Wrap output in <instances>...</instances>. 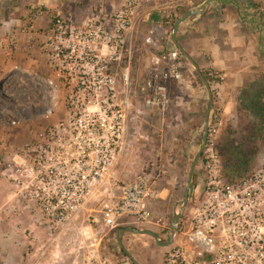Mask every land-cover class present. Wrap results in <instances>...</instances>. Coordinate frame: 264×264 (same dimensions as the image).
I'll return each instance as SVG.
<instances>
[{
  "label": "rangeland",
  "instance_id": "374dc122",
  "mask_svg": "<svg viewBox=\"0 0 264 264\" xmlns=\"http://www.w3.org/2000/svg\"><path fill=\"white\" fill-rule=\"evenodd\" d=\"M127 2L0 0V264H83L87 258L103 259L108 264H132L122 256L120 247L116 248L112 229L106 228L98 215L104 193L114 183L123 184L118 164L125 152L130 159L127 174L138 173L143 167V171L149 169L152 174L159 172L161 176L158 197L149 205L150 221L137 229L151 231L166 240L169 238L162 231L168 229L170 233V221L182 209L191 165L203 144L200 133L196 151L190 152L184 128L169 129L173 106L168 88L173 79L168 70L172 68L168 67L170 58L182 65L178 81L183 86L191 82L203 94L204 112L200 119L205 117L209 99L195 69L182 54L184 59L179 56L173 45L170 38L173 28L166 27L164 22L172 16L180 18L205 0H137L132 27L126 34L131 60L113 63L108 68L109 75L115 79L114 111L122 114L123 123L122 146L114 164L107 170L104 181L92 183L93 175L88 179L91 186L84 191L77 212L60 226L36 199L49 189L56 190V177L60 173L79 171L81 177L90 174L92 170L83 167L85 154L81 151L75 158L83 164L78 163L76 170L54 167L59 159V134L69 141L75 129L76 114L86 109L89 114L107 110L96 99L91 101L76 94V83L64 71L68 63L74 65V61L63 56L73 45L69 38L60 40L59 36L96 31L86 25L88 20L100 18L110 22ZM216 8L221 9L218 12L223 15L217 13L213 22H237L236 32L246 36L248 41L252 38L256 55L253 72L246 81L257 83V89L246 90L251 96L243 98L227 120L220 94L223 74L209 67L210 56L199 57L198 62L193 59L201 72H209L212 79L214 104L208 141L220 161L222 178L231 183L246 179L264 167V113L256 115L255 109V105H264V0H212L207 12ZM195 18L198 17L187 22L190 24ZM185 31H180L177 37L180 39L182 34L188 33ZM60 49L66 52L62 54ZM74 60H78L77 56ZM159 73L168 76L160 80L166 91L167 105L164 109L149 108L146 99L151 91L147 90V85L153 75ZM138 114L155 115L159 127L153 122L142 128V136L137 141H128L129 119ZM170 137H176L173 149L168 145ZM66 141L61 147L64 152L67 151ZM207 157L203 153L197 163L194 172L197 186L194 191L191 187L189 197H193V201H188L175 244L161 248L146 235L123 236L124 248L140 264H170L169 253L173 246L181 243L180 235L190 225L191 212L200 205L206 192Z\"/></svg>",
  "mask_w": 264,
  "mask_h": 264
},
{
  "label": "built area",
  "instance_id": "2783aa9c",
  "mask_svg": "<svg viewBox=\"0 0 264 264\" xmlns=\"http://www.w3.org/2000/svg\"><path fill=\"white\" fill-rule=\"evenodd\" d=\"M136 3L137 0H128L110 22L100 18L88 20L86 25L96 28V31L59 36L60 40L69 38V43L73 45L67 52L64 51L65 54L62 49L59 51L66 60L74 61V65L68 63L64 71L76 83V94L91 101L96 99L107 109L104 113L89 114L86 109L76 114L75 129L71 131L69 141L59 134V159L54 167L76 170L78 163L83 164L75 158L81 151L85 154L83 167L92 170L90 174L82 171L86 174L82 177L79 171L60 173L56 177L59 186L55 184V191L49 189L43 192L41 198L36 196L38 205L59 226L77 212L84 191L91 186L88 179L92 175V183L106 179L107 170L114 164L121 149L122 114L114 111L115 79L109 75L108 68L113 63L131 60L126 34L132 27ZM75 56L78 60H74ZM167 77V74H154L147 85V90L151 91L146 99L149 108L166 107V91L160 80ZM90 126L92 129H89ZM208 138L203 152L208 156L206 192L200 205L191 212L190 225L180 235L181 243L173 246L169 253V263L264 264V167L239 182L224 181L220 161ZM65 141L67 151L64 152L61 147ZM160 177L159 172L152 174L147 169L129 183H114L104 193L98 212L104 226L113 230L118 227L141 228L149 223V205L158 197ZM83 264H108V261L87 258Z\"/></svg>",
  "mask_w": 264,
  "mask_h": 264
},
{
  "label": "crops",
  "instance_id": "0c3cea01",
  "mask_svg": "<svg viewBox=\"0 0 264 264\" xmlns=\"http://www.w3.org/2000/svg\"><path fill=\"white\" fill-rule=\"evenodd\" d=\"M207 10L208 7L201 14L202 17L197 15L200 18H195L190 24L187 22L188 20L183 23L179 32L181 31L183 33L186 30L188 33H181L182 36H180V39L179 37L177 38L179 44L196 62H198L199 57L210 56L211 62L208 63L209 67L223 74L220 94L224 102V117L227 120L229 114L236 112L238 106L241 104V100L247 96H251V93L246 90L257 89V83L253 82L249 84L246 81L250 73L253 72L252 67L255 64L253 58L254 56L256 57L253 54L255 46L252 38L249 37L248 41L246 36L244 37V35L236 32L238 28L237 22L234 21L231 24L226 20L217 23L213 22L217 13L220 16L223 15L222 12H218L221 9L209 10V12ZM168 53L172 55L170 50ZM171 59V64L168 67L172 66V68H168V70L172 72L173 79L170 81L168 88L173 98V106L170 113L172 122L168 126L171 130H176L181 127L184 128L183 130L186 131L188 134L187 137L189 138V151L194 152V150L196 151V144L199 141L200 133H202L201 135L204 139L205 117L204 119H200V115L204 112L203 94L194 88L191 82L187 81L185 82V86H183L182 82L178 81L181 76L182 65H179L178 62ZM254 61L258 62V59ZM155 117V115L151 117L145 114L131 116L128 122L127 140L131 141L132 139L133 142L137 141L142 136V128L150 124L153 125V122H155L156 127H159V123L155 120ZM155 126L152 127L155 128ZM175 141L176 137H170L168 140V145L172 149L175 146ZM128 162H130V159L128 158L127 152H125L118 164V173L124 184L129 183L135 176L143 172L142 167L138 173L132 174V172H128L127 174L126 166H128Z\"/></svg>",
  "mask_w": 264,
  "mask_h": 264
},
{
  "label": "water",
  "instance_id": "95a60500",
  "mask_svg": "<svg viewBox=\"0 0 264 264\" xmlns=\"http://www.w3.org/2000/svg\"><path fill=\"white\" fill-rule=\"evenodd\" d=\"M212 0H205V2L199 6L198 8L188 11L186 12L184 15H182L180 18H178L174 25H173V30H172V34H171V41L173 43V45L178 49V51L191 63V65L193 66V68L195 69L196 73L198 74L200 80L202 81L204 87L207 90L208 93V98H209V104H208V108L206 110V115H205V132H204V139H203V144L199 150V152L196 154L191 169H190V174H189V179H188V184L187 187L185 189L184 192V197H183V205H182V209L181 211L176 214L173 219L171 220V228H172V232L171 235L168 239L167 242H162L159 238V236L151 231L148 230H138L135 228H126V229H121L117 232V243L119 245V247L121 248V250L124 252V254L129 258V260L133 263V264H140L137 260H135L131 254L124 248L123 246V236L125 234H135V235H146L149 236L151 238H153L157 244V246L162 247V248H168L170 247L176 237L177 234V230H178V226L184 216V213L187 209L188 206V201H189V193L192 187V182H193V176H194V172L197 166V163L199 162L206 144H207V138H208V131H209V126H210V117H211V113H212V109H213V104H214V98H213V92H212V88L209 84V82L205 79L203 73L201 72L200 68L198 67V65L195 63V61L193 60V58L183 49V47L179 44L178 39H177V35L179 33V29L181 27V25L183 23H185L187 20H189L190 18L197 16V15H201L203 14L208 5L211 3Z\"/></svg>",
  "mask_w": 264,
  "mask_h": 264
},
{
  "label": "trees",
  "instance_id": "16d2710c",
  "mask_svg": "<svg viewBox=\"0 0 264 264\" xmlns=\"http://www.w3.org/2000/svg\"><path fill=\"white\" fill-rule=\"evenodd\" d=\"M188 12V11H187ZM186 13V12H185ZM184 13V14H185ZM183 14V15H184ZM193 18V17H192ZM178 18H174V16H172L171 18H169L166 22H164V25L166 26V27H169V28H173V25H174V23H175V21L177 20ZM178 54H179V56H181L182 58H183V56L181 55V53L180 52H178ZM184 59V58H183ZM203 73V75H204V77H205V79L209 82V84H210V86H212V79L210 78V76H209V72H205V71H203L202 72ZM198 81H199V83L200 84H202V82L200 81V79H199V77H198ZM255 109H256V115H259L260 113H264V105H255ZM238 155H241V154H238ZM245 155V154H244ZM195 178H196V175L194 176V179H193V184H192V190L194 191V189L196 188V186H197V183H196V181H195ZM189 197H190V195H189ZM191 199V201H193V197H191L190 198ZM189 199V200H190ZM194 200H195V198H194ZM125 228H135V229H137L136 227H118V228H115V229H113L112 230V233H113V236H114V238H115V240H116V236H117V232L120 230V229H125ZM139 230V229H138ZM163 234H168V236L170 235V233L169 232H165V233H163ZM160 238H161V236L160 235H158ZM161 240L162 241H165L166 240V238L164 239V238H161ZM116 248H119V246H118V243H117V240H116ZM114 250V249H113ZM120 252L122 253V256H124L125 258H127V259H129L125 254H124V252L120 249ZM131 262V261H130ZM132 263V262H131ZM133 264V263H132Z\"/></svg>",
  "mask_w": 264,
  "mask_h": 264
},
{
  "label": "flooded vegetation",
  "instance_id": "af4514ba",
  "mask_svg": "<svg viewBox=\"0 0 264 264\" xmlns=\"http://www.w3.org/2000/svg\"><path fill=\"white\" fill-rule=\"evenodd\" d=\"M169 230L167 229V230H164V231H162V233H165V232H168ZM171 232H172V228H171V221H170V235H171ZM170 235H169V237H170ZM168 240V239H167ZM167 240H165V241H163V242H166Z\"/></svg>",
  "mask_w": 264,
  "mask_h": 264
}]
</instances>
